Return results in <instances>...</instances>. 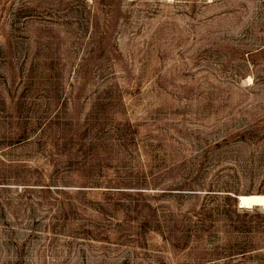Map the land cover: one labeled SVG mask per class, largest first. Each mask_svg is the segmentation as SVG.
<instances>
[{
	"label": "rangeland",
	"instance_id": "1",
	"mask_svg": "<svg viewBox=\"0 0 264 264\" xmlns=\"http://www.w3.org/2000/svg\"><path fill=\"white\" fill-rule=\"evenodd\" d=\"M264 0H0V264H264Z\"/></svg>",
	"mask_w": 264,
	"mask_h": 264
},
{
	"label": "bare ground",
	"instance_id": "2",
	"mask_svg": "<svg viewBox=\"0 0 264 264\" xmlns=\"http://www.w3.org/2000/svg\"><path fill=\"white\" fill-rule=\"evenodd\" d=\"M242 202V210H253L254 208H264V195L258 193H251L239 195Z\"/></svg>",
	"mask_w": 264,
	"mask_h": 264
},
{
	"label": "water",
	"instance_id": "3",
	"mask_svg": "<svg viewBox=\"0 0 264 264\" xmlns=\"http://www.w3.org/2000/svg\"><path fill=\"white\" fill-rule=\"evenodd\" d=\"M236 200V205L240 208L242 207V202L240 196L231 195Z\"/></svg>",
	"mask_w": 264,
	"mask_h": 264
}]
</instances>
